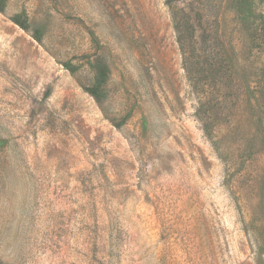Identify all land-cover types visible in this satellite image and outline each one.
<instances>
[{"label":"rangeland","instance_id":"obj_1","mask_svg":"<svg viewBox=\"0 0 264 264\" xmlns=\"http://www.w3.org/2000/svg\"><path fill=\"white\" fill-rule=\"evenodd\" d=\"M0 8V264H264V0Z\"/></svg>","mask_w":264,"mask_h":264},{"label":"trees","instance_id":"obj_2","mask_svg":"<svg viewBox=\"0 0 264 264\" xmlns=\"http://www.w3.org/2000/svg\"><path fill=\"white\" fill-rule=\"evenodd\" d=\"M171 11L172 21L177 35V43L182 54L183 66L186 71L188 80L191 85H200L205 70L203 67V62L201 61L200 50L201 48L209 44L208 39L210 38V35H206L207 33L204 34L201 37L202 40L204 39V41L202 42L197 36L196 25L193 23L191 16L186 12V10L184 9L177 11L171 7ZM0 12H3L2 8H0ZM11 20L22 30L26 32L30 31V23L27 20H24L20 17H13L11 18ZM37 41L41 42L39 38H37ZM62 65L71 74H75L77 72V69L69 63H62ZM85 90L92 97H94L97 102L102 101L97 88L88 87L85 88ZM198 117L202 122L204 132L208 137L211 138L214 129L211 123L213 116L203 111H199Z\"/></svg>","mask_w":264,"mask_h":264}]
</instances>
